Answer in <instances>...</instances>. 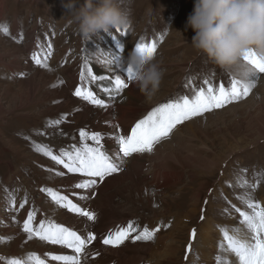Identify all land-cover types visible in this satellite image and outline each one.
Instances as JSON below:
<instances>
[{"label":"rangeland","instance_id":"rangeland-1","mask_svg":"<svg viewBox=\"0 0 264 264\" xmlns=\"http://www.w3.org/2000/svg\"><path fill=\"white\" fill-rule=\"evenodd\" d=\"M76 2L79 5L84 0ZM194 3L195 0H123L121 7L129 13L130 27L83 37L62 0H0V25L9 28L8 35L0 28V264L26 258L28 253L40 255L48 264H53L48 253L70 255L69 249L61 246L28 240L22 231L23 221L31 211H35L34 227L45 218L66 227L75 225L67 222L69 212L51 202L41 189L52 188L81 206L101 195L95 192L92 198L80 200L87 190L74 185L82 182L78 179L83 176L68 173L35 147L39 144L58 155L61 150L73 151L81 145L80 130L100 132L93 122L105 109L77 97L76 88L90 89L104 99L112 107L108 114L112 113L114 120L137 103L138 122L159 105L185 96L191 98L208 84L215 89L220 84L230 88L233 79H246L251 66L243 58L237 66L225 69L194 49L191 41L195 33L186 28ZM118 41L123 44V52L117 48ZM152 41L157 44L153 57L162 70V80L149 100L138 91L133 79L127 80L121 61L137 43ZM34 54L42 60L48 56V67L36 65ZM93 75L110 79L92 80ZM116 75L129 85L119 95L111 82ZM253 83L247 97L177 125L168 138L145 153V167L137 180L128 177L111 190L115 194L113 205L123 217L121 222L132 223L137 230L159 227L165 236L159 244L156 240L160 232L155 233L150 242L158 247L148 251L143 263L218 264L219 255V264H238L234 254L222 252L218 245L223 242L227 248L221 232L225 227L230 234L239 228L241 238H251L231 207L235 204L243 211H251L238 199L251 191L240 187L244 180L249 185L258 183L251 194L264 206V74H259ZM105 87L113 88L111 96L104 92ZM78 114L89 116L87 120L78 119ZM55 120L62 122L52 126L50 122ZM132 159L133 156L127 161ZM155 164L166 166L172 183L157 187L160 185L152 173ZM59 171L65 175H56ZM10 194L15 196L14 210ZM25 197L27 203L21 209L19 205ZM116 221V217L109 218V227L119 228V222L113 223ZM193 229L195 240L191 238ZM89 261L95 264L94 259Z\"/></svg>","mask_w":264,"mask_h":264},{"label":"snow or ice","instance_id":"snow-or-ice-1","mask_svg":"<svg viewBox=\"0 0 264 264\" xmlns=\"http://www.w3.org/2000/svg\"><path fill=\"white\" fill-rule=\"evenodd\" d=\"M0 28H2L5 35L9 34V28L6 25H0ZM125 35H127V32H125ZM113 38L115 39V37ZM48 47L51 49V44ZM117 48L120 52L124 51L123 44L119 41L117 42ZM135 48L146 57H153L157 44L155 41H152L150 44L137 43ZM50 55L51 52L48 53V56ZM48 56H45L44 60H42L38 54H34L33 60L36 65L47 68L48 65L45 61L48 59ZM243 60L251 66L245 73L246 79H233L230 88L224 84H220L218 89H215L211 84H208L206 89L201 87L191 98L185 96L176 102L161 104L152 109L145 118L136 122L127 133L122 134L118 130L120 126L118 124L113 125L111 138L116 145V150L113 154H109L105 150L103 143L105 139L104 134L101 132L90 133L85 130H80L79 136L82 143L79 147H74L73 151L61 150L60 154L54 155L50 148L39 144L35 146L36 150L50 157L56 164L62 165L68 173L87 177L82 182L76 183L74 187L87 190L88 192L87 195H80V200L90 199L95 194V189L99 183L104 182L107 177L123 171L122 165L126 163L127 158L132 157L134 154L150 153L156 144L169 137L177 125L183 124L185 121L203 115L213 109L222 108L227 104L247 97L254 86L253 82L259 78V74H264V58L257 57L253 51H249L244 54ZM85 68L89 72L92 71L87 65H85ZM123 71L127 73V80L133 79L131 69L126 68ZM80 78L81 81L85 79L83 72ZM91 78L92 80L98 79L101 81L110 79L105 75L98 77L93 75ZM111 82L114 84V90L117 95L129 86L125 79L121 78V75H116ZM205 83L207 84L208 82L205 81ZM104 92L111 96L113 88L105 87ZM74 94L100 108L108 107L105 100L98 98L90 89L85 90L82 87H78ZM61 122V120H55L50 123L52 126H57ZM89 140L93 143L89 144L87 142ZM55 174L58 176L65 175L63 171L56 172ZM257 186L258 183L249 185L247 180H244L240 184L241 188H248L251 191H254ZM41 191L46 192L51 202H54L59 208L66 209L69 213L82 218L83 223H94L97 220V214L94 211L81 207L79 203H74L68 196L62 195L52 188H43ZM251 191L238 196V199L246 205L247 209L251 210L250 212L243 211L235 204L231 205L235 213L239 214L241 218L240 223L251 234L250 240L241 238L239 228L235 229V234H230L226 227L221 228L223 241L226 242L227 248H225L223 242L218 247L222 252L234 254L238 259V264H264V206L253 199ZM26 203L27 198L25 197L19 208L23 209ZM229 203L231 202L229 201ZM10 207L13 210L16 208L15 196L11 194ZM203 218L202 216L201 219ZM34 219L35 211H31L27 213V218L23 221L22 231L27 235L28 240L38 239L50 245H58L72 250L73 254L71 255L46 254L50 257L51 261L59 262V264H88L91 256L99 255L98 252L92 253L88 247L94 241H97V235L91 229L81 234L71 227H66L47 218L42 219L34 227ZM158 231V228L150 230L147 227L137 230L133 227L132 223H128L124 227H119L114 231H109L102 235L100 241L106 246L119 247L129 240L130 237L133 242L151 241ZM133 232L137 233L134 237H132ZM191 238L193 240L196 238L195 229L192 230ZM187 249L191 252L192 245L189 244ZM185 259H187V256ZM216 259L219 264L221 257L218 255ZM8 264H48V260L41 258L36 253H28L26 258H12L8 261Z\"/></svg>","mask_w":264,"mask_h":264},{"label":"clouds","instance_id":"clouds-1","mask_svg":"<svg viewBox=\"0 0 264 264\" xmlns=\"http://www.w3.org/2000/svg\"><path fill=\"white\" fill-rule=\"evenodd\" d=\"M122 3L84 0L78 5L76 0H62L83 37L130 27L129 13ZM186 28L195 33L191 41L194 49L225 69L237 66L252 50L264 58V0H195ZM121 64L131 69L133 81L146 99H152L162 80V70L154 57L133 48Z\"/></svg>","mask_w":264,"mask_h":264},{"label":"bare ground","instance_id":"bare-ground-1","mask_svg":"<svg viewBox=\"0 0 264 264\" xmlns=\"http://www.w3.org/2000/svg\"><path fill=\"white\" fill-rule=\"evenodd\" d=\"M138 91L140 92V90ZM94 108L96 109L97 107H94ZM104 109L106 112L105 111L100 112L98 114V117L95 118L93 124H94V128L98 129V131L102 132L105 135L104 143L106 144V148L108 149L109 154H113L116 150V145L113 142V139L111 138V134L113 133L112 126L118 124L120 126L118 130L122 134L129 132L130 128L134 126L136 122L137 113L140 108L138 107L137 103H135L134 106L128 107L127 111L122 110L123 112L121 113L118 120H114L111 117L112 113L108 114L109 109H112L111 106H108L107 108H103V110ZM101 113H105V115ZM88 116L89 115L87 114H83V115L78 114L76 117L78 119L83 118L84 120H87ZM178 139L180 138L178 137ZM144 154L145 153L134 154L132 160H129L125 164H123V171L119 173H115V175H112L110 177H107L104 180V182L98 184V186L95 189V192L96 194L98 193L101 195L100 196L97 195L92 200L96 205H94L92 201L89 202L88 204H86V202L81 203L82 204L81 207H86L87 210L94 211L97 214V220L94 223L89 222L88 224H85L82 222V218L76 216L75 214L73 213L67 214V217H66L68 219L67 222L69 223L71 222V224L72 222H75V225L72 226L73 230H77L81 234H84L86 233V231L91 229L92 231L96 233L97 241H94L92 245L88 246L92 253H97V252L99 253V255H94L89 258V259H94L95 264H145L143 263V260L147 257L149 253L148 251H151L152 247L154 246L158 247L157 245H153V242H150V241L133 242L131 237L129 238V240L125 241V243L120 245L119 247L106 246V245H103L102 242L100 241V237L102 235L106 234L109 231H114L117 229L116 225L113 228H111L112 226L109 227V223L107 222L109 218L114 219L116 217L117 221L113 223L116 224L119 222L117 224L118 227H124L127 225V223L125 224L121 222L123 217L120 216L121 214L119 215L117 213V210L115 209L113 205L115 194L111 192V190H113L115 186L122 185L124 180L127 179L128 177L132 179H136V180L138 179L139 174L142 173V170L145 167L147 155L146 154L144 155ZM166 169L167 168L165 165L163 166H161L160 164L154 165V169L152 171L154 181L156 182V184L160 185L157 187H162L163 184H167L168 182L172 183V177H171L172 174L171 172H168ZM128 173H131V175L130 174L128 175ZM84 179H87V177H83L82 180L79 178L78 180L83 181ZM160 179H162V182ZM107 191H109V193H107ZM105 195H107L108 197L104 198ZM103 198L105 199L104 203L102 202L104 200ZM156 228L160 229L159 227H156ZM158 232H160L161 236L160 237L158 236V239L156 240V242L160 244L163 242V238L165 236H163L160 230ZM173 244L175 245V242H173ZM172 249H173L172 246L169 247V250L172 251ZM69 253L70 255L73 254L71 249H69ZM60 254L67 255L64 252L62 253L58 252L56 255H60ZM52 263L59 264V262H56V261H52ZM88 264H91V262L88 261Z\"/></svg>","mask_w":264,"mask_h":264}]
</instances>
